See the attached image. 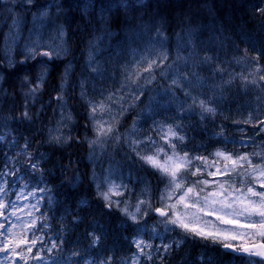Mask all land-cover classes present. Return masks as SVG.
<instances>
[{
    "label": "snow or ice",
    "instance_id": "snow-or-ice-1",
    "mask_svg": "<svg viewBox=\"0 0 264 264\" xmlns=\"http://www.w3.org/2000/svg\"><path fill=\"white\" fill-rule=\"evenodd\" d=\"M25 2L32 4L34 0H25ZM49 7L59 9L61 5L53 0L52 4L45 5V9ZM260 11H264V9H260ZM47 16L48 11L45 10L39 16H34L33 19L43 23V18ZM19 24V20H13V27H18ZM63 34V28H60L58 36L62 37ZM191 43L192 37L189 34L188 41L181 45L188 54L182 56L178 53L172 62H168L169 53L166 50V38L163 37L162 31L157 30L155 44L159 46V51L156 50V47H152L147 54L141 53L133 62L132 70L125 66L123 82L116 91L110 92L106 100H102L98 104H89L90 119L96 121L93 130L97 137L91 144H100L103 147L111 139L116 143L126 145L133 154L127 157L129 160L138 159L144 165L155 170L160 182L164 185L162 189L157 190L160 206L153 207V197L149 188L142 193L145 198L137 200L134 206L135 211H130L125 201L112 198L124 195L125 191H129L128 186L124 183H116L110 177H105L97 185L98 195L105 202V208L111 210L115 207L132 224H143L144 227L138 229L140 233L159 236L157 227L163 225L165 233L175 232L180 237L178 240L173 239L172 243L163 244L162 248L156 247L154 251L157 253L163 251V253L169 254L173 247L178 249L184 243L185 237H193L218 244L223 249L246 258L248 264H264V151L234 155L226 149H218L209 154L216 159L209 161V157L206 155H195L197 146L187 147L188 138L182 132L184 126L182 123L175 122L167 126L158 125L155 129L167 149L151 136H146L144 139L137 138L135 136L137 131L135 121L127 136L122 137L118 132L117 125L120 122L118 117H124L130 108L135 107V104L125 107L122 101H125L128 96L139 101L146 91V86L156 81L157 75L170 81L168 87L164 89L163 95H169L175 100L178 99L177 91L183 94L185 99L180 104L179 116L187 117L189 113L196 114L198 112L200 119L203 120L206 116L216 114L214 99L207 96L200 98L199 93L193 95L197 85L204 87L207 83V78H202L197 69L203 70L204 66H208L213 75L222 73L224 69L213 64L214 57L207 54L200 56L194 46L189 49L188 44ZM61 51H64L61 45L48 46V50H45L40 40L25 45L23 58L19 63L23 65L27 62H35L34 66L40 67L35 78H30L27 75L23 78L22 86L28 88L30 95L37 94L43 88L48 62L54 58L58 59ZM260 55H264V53H258L252 58L253 61H258ZM144 65L147 66L143 67ZM2 66L12 68L16 64L11 58L5 57V60H0V67ZM89 67L93 68V71H99L94 67V58L91 53L89 54ZM139 68H142V71L136 70ZM257 71H260L259 67H257ZM145 72L148 75H143ZM243 79L248 80L247 77ZM259 80L264 81V74L259 76ZM249 82L253 85L257 84L256 79ZM81 95H84L83 90ZM57 99L62 100L63 97L57 96ZM113 105H119V111L115 115L113 114ZM98 112L101 113L100 117L97 116ZM104 114H107L110 119L103 120ZM22 116L26 120L32 119L27 109L22 113ZM66 119L71 120V116H67ZM253 119L254 117L250 115L243 123L252 124ZM233 123L240 122L233 121ZM253 127L259 129L255 135L264 133V120H257ZM239 131L243 133L245 129L240 128ZM2 139L3 137H0V140ZM241 139L243 140L244 137ZM247 139L251 140L253 137H247ZM52 140L60 143L61 137L53 136ZM247 146L245 143L244 147ZM24 147L28 148L27 141ZM257 147H264V142L257 144ZM144 148H147L152 154H144ZM190 153L192 154L190 155ZM220 158L225 162H230L231 166L229 163H225L221 170L217 166ZM253 158H256L255 163ZM41 160H43L42 155H38L35 159L29 155L28 164L30 167L27 171L33 174L39 172ZM209 168H215V171H208ZM238 168L241 171H237ZM205 173L212 177L227 175L230 179L223 182L209 181L204 178ZM233 173L239 177V187H237L236 178L232 176ZM6 174L15 175V171L0 173V175ZM198 175L201 177L200 179H192ZM212 183L217 184V187L209 190ZM39 190L47 191L44 188ZM0 192H3L2 188H0ZM33 207L36 206L33 205ZM6 208L7 205L0 200V217H3V221L0 222V264H19V261L28 264L29 259L37 264H115L114 258L109 255L99 259H87L79 248H74L66 259L58 258L59 254L63 252V238H59V242H57L51 238L45 239V235H37V231L44 233V229L49 227L46 216L40 219L39 227H37L39 218H33L28 222L26 231H15L22 226H18L16 222L9 219V216H15L14 212L5 215L2 210ZM152 214H155L158 219L155 221V226L149 228L148 218ZM212 217L214 220L209 219ZM28 232L31 233L30 239ZM89 235L92 236L90 248L100 243L99 236L91 233ZM38 245L39 247H37ZM134 246L137 252L133 253L132 264H140L139 257H144L147 260L153 259L151 253L145 251V248L152 249V244L146 243L143 239H137L134 241ZM160 259L163 261L164 257L161 256ZM196 259L199 264H213L210 257L200 256ZM186 264H193V262L189 260Z\"/></svg>",
    "mask_w": 264,
    "mask_h": 264
},
{
    "label": "rangeland",
    "instance_id": "rangeland-1",
    "mask_svg": "<svg viewBox=\"0 0 264 264\" xmlns=\"http://www.w3.org/2000/svg\"><path fill=\"white\" fill-rule=\"evenodd\" d=\"M56 2L61 5L59 9L55 7L45 9V5L52 4L53 0H34L32 4H27L25 0H0V5L2 6L1 14H3L1 16L2 23L6 26L2 43L3 57L4 60L5 57L11 58L16 64L21 54L19 47H22V52L24 53L25 45L37 40H40L45 50H48V46H62L64 51H61L59 58L67 57L66 60L70 59L73 65L70 64L67 70L62 72L60 65L54 59L48 62L47 67L55 68L57 73L61 71V84L59 85L60 93L54 97L58 107L57 120L49 128L47 140L51 145H69L77 130L82 129L79 126L81 117L85 118L86 126L88 125V129L86 128L84 134L85 144L88 149L86 160L89 165L90 182L94 186L97 195V185L105 177H110L116 183H124L128 186L129 191H125L124 195L113 196L112 198L125 201L130 211H135L134 206L137 200L144 199L145 197L142 193L149 188L153 197V207L160 206L158 202L159 192L157 190L162 189L164 185L160 182L158 173L155 170L144 165L139 160L138 165L132 164V160L127 157L133 154L126 145L116 143L111 139L103 147L100 144H91L97 137L93 130L96 121L90 119L91 108L89 107L90 103L98 104L100 101L106 100L110 92H114L119 88L124 79L125 66L132 70L133 62L141 53L147 54L152 47H156V50L159 51V46L155 44L157 30L162 31L163 37L166 38V50L169 53L168 62H172L178 53L182 56L188 54L181 45L188 41L189 34H191L192 43L188 44V48L191 49L194 46L200 56L207 54L214 57L213 64L219 65L221 69H224L222 73H216L215 75L212 74L208 66H204L203 70L197 69L202 78H207V83L204 87L197 85L196 92L193 95L199 93L200 98L207 96L215 100V115L220 116L217 120L219 123L223 125L224 119L230 120L229 124L233 129L232 133L242 147L239 151L229 152L235 155L236 153L264 151V147H257V144L264 142V133L255 135L259 129L253 127L257 120H264V81L259 80V76L264 74V62L261 60L253 61L252 56L236 45L235 41L225 32L213 7L206 5L193 9L172 44H170L165 32L164 23L166 21L159 14L141 13L138 9L132 10L134 14L129 16L122 31H115L109 21L110 15L102 11L97 12L94 19L97 22L94 35L86 42L84 58L82 59L83 64L81 62L80 67H78V59L73 55V48L69 42L68 29L65 23L67 7L64 5V0H56ZM143 4L141 3V5ZM45 10L48 11V16L43 18V23L33 19L34 16H39ZM13 20L20 21L18 27H13ZM60 28H63L64 32L62 37L58 36ZM90 53L94 58V67L99 70L98 72L93 71V68L89 67ZM31 63L27 62L23 66L27 74L32 75L30 78H34L38 72L36 66H34L35 63L33 65ZM146 66L144 65L143 67ZM257 67H259L260 71H257ZM7 68L11 70L13 67ZM136 70L142 71V68ZM156 71L158 72V70ZM72 75H75L77 79L73 90L71 86ZM143 75L146 76L148 73L145 72ZM4 76L5 71L0 69V108L2 107V100L7 96V92H4ZM244 77H247L248 80L245 81ZM252 79H256L257 84L253 85L250 83L249 81ZM46 82L47 80H45ZM169 84V80L157 75L156 81L146 86V91L139 101H135L131 96L122 101L125 107L135 104V107L130 108L124 117H118L120 122L117 128L122 137L128 135L135 121L137 129L135 136L137 138L144 139L146 136H151L161 145H164V141L161 140L157 131H155L158 125L167 126L174 122L181 124L187 117H199L198 112L196 114L189 113L187 117L178 115L180 104L185 98L179 91L176 94L178 99L175 100L169 95H163L164 89ZM82 90L84 95H81ZM230 91L233 93V97L230 101H227ZM50 94H52V90ZM121 95H124V93H121ZM28 96L30 98L29 106L32 109L37 108L38 104L35 101V96L30 95L27 91L26 97L28 98ZM57 96H62L63 99L58 100ZM226 102L228 103L227 105ZM75 105L78 108H82L83 113H77ZM118 111L119 105H113V114L115 115ZM250 115L254 117L252 124L243 123ZM67 116H71V120H67ZM97 116L100 117L101 113L98 112ZM109 119L110 117L107 114L103 115V120ZM233 121L240 123H233ZM125 124L128 125L122 130L121 128ZM240 128L245 129V132L241 133L239 131ZM9 132V119L0 118V137H4ZM183 133L189 135L188 132L183 131ZM53 136H60L61 142H54L52 140ZM242 137H244L243 140L241 139ZM247 137H253V139L250 140ZM187 138V143H189L191 137L187 136ZM245 143H247V147H244ZM164 146L167 149V146ZM144 154L151 155L152 152L144 148ZM205 155L209 157V161L216 159L209 153ZM161 159L163 158L161 157ZM253 162H256V158H253ZM225 163H229V166H231L230 162H225L222 158L219 159L217 166L223 170ZM133 169L136 171L132 172ZM208 171H215V168H209ZM237 171H241V169L238 168ZM232 176L236 178L237 187H239V177L236 176V173H233ZM200 178L199 175L192 177L193 180ZM204 178L209 181L220 182L230 179L227 175L212 177L206 173ZM75 181L76 185L80 184L82 181L81 176L75 177ZM13 185L12 190L15 191L13 205L15 207L13 205L9 206L6 199L7 194L0 192V200L9 206V208L7 207L2 211H4L5 215L15 213V216H9V219L16 222L18 226H22L15 229V231H26L28 222L33 218H37L38 195L36 196L34 191L20 183L15 182ZM20 186L23 187L19 188ZM225 186L227 187V185ZM216 187L217 184L212 183L209 190ZM100 200L105 204L102 199ZM33 205L36 207H33ZM113 209L117 210L115 207ZM35 212L36 215L34 217ZM121 216L127 219V217ZM156 219L158 217L152 214L148 218V223L155 226ZM209 219L214 220V217ZM128 221L132 223L130 220ZM160 226L164 229L163 225ZM143 235L144 233H142ZM142 236L133 239V241L141 239ZM143 240L145 241V239ZM146 243L151 244V242Z\"/></svg>",
    "mask_w": 264,
    "mask_h": 264
},
{
    "label": "trees",
    "instance_id": "trees-1",
    "mask_svg": "<svg viewBox=\"0 0 264 264\" xmlns=\"http://www.w3.org/2000/svg\"><path fill=\"white\" fill-rule=\"evenodd\" d=\"M64 5L67 7L65 23L69 42L74 57L78 59V67L81 62L83 64L86 42L94 35L97 26L95 14L100 11L110 15L109 21L115 31H122L129 16L134 14L132 10L159 14L166 21L165 32L172 44L185 25L190 12L196 7L210 5L214 8L225 32L236 45L252 57L264 53V11H260L264 9V0H64ZM1 12L0 5V44L3 43L6 27L2 23ZM0 60H4L2 47ZM259 60L264 62V55H260ZM33 64L34 62L31 63ZM0 69L5 71L3 83L4 92H7L6 98L2 100L0 118H7L10 121V132L0 140V173L15 171V175H0V188L7 194L8 205H13L15 191L12 187L15 182L28 187L36 196L38 195L37 227L40 225V219L45 216L48 218L49 227L44 229V233L37 231V235H45V239L51 238L57 242L62 237L63 252L58 257L62 260L70 256L74 248H79L87 259H99L109 255L114 258L115 264L121 262L132 264L133 253L137 252L133 239L142 236L138 229L142 228L143 224L130 223L119 211L105 208L98 197L90 182L89 165L86 160L88 149L84 134L88 125L86 126L85 118L81 117L79 126L82 129L77 130L69 145L48 143V130L55 124L58 115L54 97L60 93L61 71L57 73L55 68H51L47 82L34 95L38 107L32 109L29 106L30 98L26 97L29 90L22 86L23 78L32 75L27 74L20 63L11 70L6 66ZM76 80V76L72 75V90ZM228 96L227 101H230L233 93L230 91ZM75 108L77 113H83L82 108L76 105ZM26 109L32 117L31 120H26L22 116ZM219 117L214 115L201 120L200 117L194 116L187 117L182 122L184 126L182 132H188L187 136L191 137L187 147L197 146L196 155L214 153L218 149L227 151L241 149L242 145L232 133L230 120L224 119L222 125L217 121ZM26 141L27 149L24 147ZM29 155L33 159L38 155L43 156L39 172L33 174L27 171L30 167ZM78 176H81L82 181L76 185L75 177ZM21 187L23 186L19 188ZM41 188L47 191H40ZM2 221L3 217L0 218V222ZM148 227L154 226L148 223ZM157 231L159 236L144 233L141 237L153 245L152 249H145L146 252L151 251L153 259L139 257L140 264H186L189 260L193 264H199L196 258L200 256L210 257L213 264H248L246 258L227 254L218 244L193 237H185L184 243L178 249L173 247L169 254L157 253L154 251L156 247L162 248L163 244L172 243L173 239L180 238L175 232L165 233L160 225ZM90 233L101 238L100 243L91 248ZM28 238H31L30 232ZM161 256L164 257L163 261L160 259ZM19 264H24V261H19ZM28 264L37 262L29 259Z\"/></svg>",
    "mask_w": 264,
    "mask_h": 264
},
{
    "label": "bare ground",
    "instance_id": "bare-ground-1",
    "mask_svg": "<svg viewBox=\"0 0 264 264\" xmlns=\"http://www.w3.org/2000/svg\"><path fill=\"white\" fill-rule=\"evenodd\" d=\"M204 6H206V5H204ZM202 7V6H201ZM196 8H200V7H196ZM111 23V22H110ZM112 24V23H111ZM222 25V24H221ZM223 27V26H222ZM114 28V27H113ZM94 32H95V30H94ZM2 47V43L0 44V48ZM23 58V52H21V54H20V56L18 57V60H17V64H19V61L21 60ZM54 61L55 62H60L59 63V65H60V69L62 70V72H65L66 70H67V67L70 65V64H72L73 65V63H71V61H70V59H68V60H66V58L65 57H61V58H58V59H55L54 58ZM35 63V62H34ZM36 69H37V72H39L40 71V67H38V66H36ZM51 71V68H49V67H47V74L49 73ZM135 161H137V163L139 164V162H138V159H133L131 162H132V164H137V163H135ZM134 171H136L135 169H133L132 170V172H134Z\"/></svg>",
    "mask_w": 264,
    "mask_h": 264
},
{
    "label": "water",
    "instance_id": "water-1",
    "mask_svg": "<svg viewBox=\"0 0 264 264\" xmlns=\"http://www.w3.org/2000/svg\"><path fill=\"white\" fill-rule=\"evenodd\" d=\"M221 248H222V247H221ZM222 250H223L225 253H227V254L234 255V256H236V257H241L240 255H237V254H235V253H231L230 251L225 250V249H223V248H222Z\"/></svg>",
    "mask_w": 264,
    "mask_h": 264
}]
</instances>
